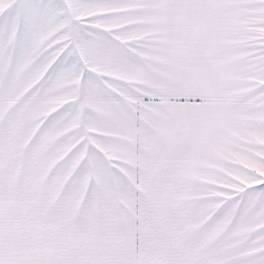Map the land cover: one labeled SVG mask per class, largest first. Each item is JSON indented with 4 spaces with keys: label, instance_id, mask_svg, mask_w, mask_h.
<instances>
[{
    "label": "snow or ice",
    "instance_id": "6c2138e0",
    "mask_svg": "<svg viewBox=\"0 0 264 264\" xmlns=\"http://www.w3.org/2000/svg\"><path fill=\"white\" fill-rule=\"evenodd\" d=\"M0 264H264V0H0Z\"/></svg>",
    "mask_w": 264,
    "mask_h": 264
}]
</instances>
